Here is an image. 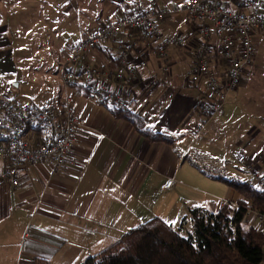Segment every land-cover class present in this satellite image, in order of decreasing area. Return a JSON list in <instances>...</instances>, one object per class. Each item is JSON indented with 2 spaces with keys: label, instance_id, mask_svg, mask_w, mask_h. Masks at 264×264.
I'll use <instances>...</instances> for the list:
<instances>
[{
  "label": "crops",
  "instance_id": "1",
  "mask_svg": "<svg viewBox=\"0 0 264 264\" xmlns=\"http://www.w3.org/2000/svg\"><path fill=\"white\" fill-rule=\"evenodd\" d=\"M175 2L184 0L156 4L164 12L163 35L185 40L165 57L156 53L157 44L128 28L88 52L93 65L114 71L128 47L136 77L129 83L109 81L122 87L129 111L162 134L153 140L114 115L101 98L86 93L83 78L64 87L61 70L88 31L147 9L148 0H0V76L15 72L22 60L32 64L37 71L32 79L43 86L22 109L48 105L63 115L71 106L86 120L71 154L75 166L56 171L50 162L29 163L21 169V184L12 187L1 177L0 165V264H32L35 257L53 264L61 251L81 248L98 257L114 254L121 248L114 245L141 219L158 216L173 226L183 210L216 212L243 199L218 178L251 183L238 153L264 173V32L255 34V60L224 110L196 135L209 92L204 79L187 76L199 34L188 14L172 7ZM229 4L235 7L234 0ZM212 42V66L225 74L227 63L215 37ZM142 61L147 65L140 68ZM51 133L29 129L27 136L36 142ZM170 179L174 184L167 188ZM157 194L168 196L161 212H155L152 200ZM169 213L176 216L167 218Z\"/></svg>",
  "mask_w": 264,
  "mask_h": 264
},
{
  "label": "built area",
  "instance_id": "2",
  "mask_svg": "<svg viewBox=\"0 0 264 264\" xmlns=\"http://www.w3.org/2000/svg\"><path fill=\"white\" fill-rule=\"evenodd\" d=\"M148 1L150 6L147 9L106 22L88 31L74 45L72 53L61 64L64 87L83 78L86 93L101 98L111 108L129 110L122 87H113L109 81L129 83L136 77L137 67L129 60L128 47L122 51L114 71L93 65L88 52L116 39L124 28L137 31L146 41L157 44L156 53L160 57H165L171 47L183 46V38L163 35L160 21L164 12L157 8V0ZM229 1L184 0L182 4L175 2L172 5L175 10L188 14L199 34L195 62L187 76L191 81L204 79L209 96L201 103L204 121L197 126L196 135L201 134L208 122L224 110L230 94L241 84L246 68L255 60V34L264 32V0H234L235 7ZM213 37L217 39L221 56L228 66L225 74L212 66ZM146 65L142 61L139 67ZM27 126L47 128L52 133L43 140L31 142ZM84 126L86 120L71 106L63 115L48 105L22 109L12 98L0 94L1 177L12 187H18L21 184V169L26 164L50 162L56 171L68 165L75 166L76 161L71 154L78 139V130ZM237 160L249 172L251 184L264 191V173L248 165L243 153L237 154ZM173 184L170 179L166 187L170 188ZM248 218L251 221L255 218L257 227L264 230V212L250 210Z\"/></svg>",
  "mask_w": 264,
  "mask_h": 264
},
{
  "label": "trees",
  "instance_id": "3",
  "mask_svg": "<svg viewBox=\"0 0 264 264\" xmlns=\"http://www.w3.org/2000/svg\"><path fill=\"white\" fill-rule=\"evenodd\" d=\"M107 104L106 101H104ZM114 115L129 121L143 135L157 140L162 134L146 127L143 118L131 111L111 108ZM41 127H26L38 130ZM243 199L225 203L218 211L191 209L194 232L187 237L171 223L155 216L126 232L114 247L121 248L110 261L89 257L83 264H264V230L248 218L250 210L264 212V191L239 178L219 176ZM185 223L183 219L182 226ZM32 264H50L35 257Z\"/></svg>",
  "mask_w": 264,
  "mask_h": 264
},
{
  "label": "rangeland",
  "instance_id": "4",
  "mask_svg": "<svg viewBox=\"0 0 264 264\" xmlns=\"http://www.w3.org/2000/svg\"><path fill=\"white\" fill-rule=\"evenodd\" d=\"M259 60L261 61L260 58ZM31 66V63L29 64L25 61L19 60L18 69L15 72H9L7 73V75L0 76V94L12 98L20 108L33 102L31 98H33L34 100L33 96L36 94V92L43 88V86L36 85L35 80L32 79V75H35L37 71L32 69ZM156 196L157 197L152 199L153 202H155V212H161L160 210L165 208L164 206L165 202L168 200V196H158V194ZM211 198L215 199L213 197ZM232 205L234 207L237 206L236 203ZM178 214H181V216L175 221H172L174 222L173 227L175 230H178L183 236L187 237L189 234H192L194 232V222L191 217V212L188 209L183 210ZM166 216L167 218H173L174 216H176V214L169 213ZM183 219H185V223L182 226ZM142 222H144L143 219H141V221H138L135 226L141 224ZM254 225H256V223H254ZM128 231L129 229L125 232ZM114 256L112 254H108L103 257H98L96 253H92L91 249L88 250L85 248H81L76 252L70 254L66 253L63 250L56 257L53 264H83L89 257H92L97 261H110Z\"/></svg>",
  "mask_w": 264,
  "mask_h": 264
}]
</instances>
